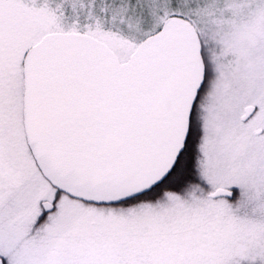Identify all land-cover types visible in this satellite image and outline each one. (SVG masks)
<instances>
[{
	"label": "snow or ice",
	"instance_id": "1",
	"mask_svg": "<svg viewBox=\"0 0 264 264\" xmlns=\"http://www.w3.org/2000/svg\"><path fill=\"white\" fill-rule=\"evenodd\" d=\"M0 264H264V0H0Z\"/></svg>",
	"mask_w": 264,
	"mask_h": 264
}]
</instances>
